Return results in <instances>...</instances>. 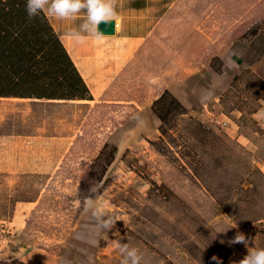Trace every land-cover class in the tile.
Segmentation results:
<instances>
[{
    "label": "rangeland",
    "instance_id": "1",
    "mask_svg": "<svg viewBox=\"0 0 264 264\" xmlns=\"http://www.w3.org/2000/svg\"><path fill=\"white\" fill-rule=\"evenodd\" d=\"M182 2L156 27L151 13L147 45L124 55L94 101L0 98V264H121L117 241L141 264H239L264 249V223L238 221L264 214V191L246 196L239 166L245 149L264 172V16L206 11L211 26L198 27L205 12ZM166 88L235 147L224 165L190 137L175 156L152 143L161 121L151 105ZM199 158L200 169L186 163ZM100 195L118 219L110 230L86 201ZM238 233L247 246L229 244Z\"/></svg>",
    "mask_w": 264,
    "mask_h": 264
},
{
    "label": "trees",
    "instance_id": "2",
    "mask_svg": "<svg viewBox=\"0 0 264 264\" xmlns=\"http://www.w3.org/2000/svg\"><path fill=\"white\" fill-rule=\"evenodd\" d=\"M25 5L26 0H0V98H25L33 104L90 102L94 99L91 90L45 12L29 21ZM214 59L211 67L221 73L222 65L215 66ZM238 77L235 75L233 79ZM151 108L161 121L160 139L152 142L159 145L160 151L175 156V148L182 147L179 141L185 143L190 137L218 164L224 163L226 153L235 152L225 136L188 116L187 107L168 88L153 100ZM182 121L185 124L180 126ZM190 153L179 150L182 158ZM186 163L200 169L205 160L199 158ZM239 166L240 182L248 184L241 186L244 194L250 196L264 191V172L247 156L245 149L239 154ZM106 182L107 179L103 187ZM153 186L156 185L153 183ZM238 221L247 225L254 221L264 223V214H241Z\"/></svg>",
    "mask_w": 264,
    "mask_h": 264
},
{
    "label": "crops",
    "instance_id": "3",
    "mask_svg": "<svg viewBox=\"0 0 264 264\" xmlns=\"http://www.w3.org/2000/svg\"><path fill=\"white\" fill-rule=\"evenodd\" d=\"M183 0H117L119 19L115 25L114 34H102V40L88 37L84 43H76L67 36L71 30L78 29L84 20V10L75 20H60L45 14L51 25L58 33L63 45L71 56L79 72L91 90L94 99L98 92L109 90L115 83L133 51L147 45L151 33V13L154 11L155 24L158 26L169 14L176 17L178 10H184ZM187 9L194 12H205L203 17L195 20L198 27L211 26V19L207 12L223 10H241L257 12V17L264 16V0H187ZM259 18H256V21ZM116 24V22H115ZM250 25V24H249ZM221 58L220 53L213 54ZM216 72V71H215ZM219 74L218 72H216ZM25 99V98H20Z\"/></svg>",
    "mask_w": 264,
    "mask_h": 264
},
{
    "label": "clouds",
    "instance_id": "4",
    "mask_svg": "<svg viewBox=\"0 0 264 264\" xmlns=\"http://www.w3.org/2000/svg\"><path fill=\"white\" fill-rule=\"evenodd\" d=\"M117 0H26L25 10L29 21L38 17L41 12L60 20H75L84 10V20L78 29L71 30L67 36L76 43H84L88 37L99 41L104 36L98 31L101 22L107 23L119 19L117 13ZM97 187L91 189L95 192ZM91 208V218L100 229L110 230L118 220L109 210V202L98 196L95 200L87 198ZM98 201V203L96 202ZM249 240L238 233L229 244H244L247 246ZM116 249L122 256L121 264H141L142 255L139 249L129 247L128 243L116 242ZM217 264L219 259L212 257ZM239 264H264V249H251L248 254L239 261Z\"/></svg>",
    "mask_w": 264,
    "mask_h": 264
},
{
    "label": "water",
    "instance_id": "5",
    "mask_svg": "<svg viewBox=\"0 0 264 264\" xmlns=\"http://www.w3.org/2000/svg\"><path fill=\"white\" fill-rule=\"evenodd\" d=\"M115 21H110L107 23L101 22L98 25V31L101 34H114L115 33Z\"/></svg>",
    "mask_w": 264,
    "mask_h": 264
},
{
    "label": "bare ground",
    "instance_id": "6",
    "mask_svg": "<svg viewBox=\"0 0 264 264\" xmlns=\"http://www.w3.org/2000/svg\"><path fill=\"white\" fill-rule=\"evenodd\" d=\"M81 101H83V102H84V101H88V100H81Z\"/></svg>",
    "mask_w": 264,
    "mask_h": 264
}]
</instances>
